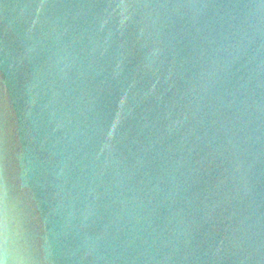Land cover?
<instances>
[{"label": "water", "instance_id": "obj_1", "mask_svg": "<svg viewBox=\"0 0 264 264\" xmlns=\"http://www.w3.org/2000/svg\"><path fill=\"white\" fill-rule=\"evenodd\" d=\"M0 264H264V0H0Z\"/></svg>", "mask_w": 264, "mask_h": 264}]
</instances>
